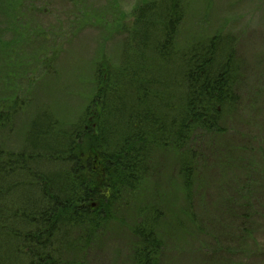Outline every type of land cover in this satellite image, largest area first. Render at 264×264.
<instances>
[{
  "label": "trees",
  "instance_id": "1",
  "mask_svg": "<svg viewBox=\"0 0 264 264\" xmlns=\"http://www.w3.org/2000/svg\"><path fill=\"white\" fill-rule=\"evenodd\" d=\"M187 5L188 0H151L137 6L125 32L121 62L106 73L98 68L95 72L99 104L92 125L85 113L59 129L50 113L42 111L33 119L22 148L9 153L0 148V264H87L83 258L73 262L74 256L62 260L60 254L67 249L86 251L96 235L106 232L114 209L118 215L121 205L125 214L133 210L136 218L128 253L117 263L174 260L176 251L169 250L173 243L167 237L177 221L167 224L177 208L164 210L143 201L142 184L157 151L172 150L179 160L182 193L191 205L200 158L194 144L202 137L225 134L242 79L236 38L230 33L192 38L191 44L178 47L176 36ZM14 105L0 104V125L15 111ZM86 134L93 136L90 155L81 149L88 148ZM241 143L249 147L244 152H264L259 142ZM253 166L245 174L247 183L236 190L240 200L247 193L255 198L257 189L264 192V160ZM230 204V210L222 207L217 213L234 220L227 238L246 245L249 253L247 244L255 243L258 222ZM164 218L166 225L159 230ZM255 249L263 255L264 248ZM225 258L222 264H235Z\"/></svg>",
  "mask_w": 264,
  "mask_h": 264
},
{
  "label": "rangeland",
  "instance_id": "2",
  "mask_svg": "<svg viewBox=\"0 0 264 264\" xmlns=\"http://www.w3.org/2000/svg\"><path fill=\"white\" fill-rule=\"evenodd\" d=\"M147 1L151 0H0V104L13 102L16 108L0 125L1 149L9 153L22 148L33 119L42 111L50 113L59 129L68 128L85 113L88 124L94 123L100 86L95 72L98 68L106 73L121 62L134 10ZM187 6L176 36L178 47L220 32L234 36L242 74L239 98L224 125L225 134L202 137L194 144L200 158L191 205L182 193L179 160L172 150L154 155L140 196L164 210L177 208L167 224L177 221L167 237L173 243L169 250L176 251L171 264H222L225 256L235 264H264V252L260 255L255 249L264 248V192L257 189L256 199L247 193L240 200V190L236 191L247 183L244 177L253 165L264 160V152H244L249 147L241 143L259 142L264 149V0H188ZM86 139L88 148L81 149L90 155L93 136L86 134ZM151 193L154 196L148 199ZM230 203L258 222L255 243L247 244L249 253L246 245L227 238L234 220L219 218L217 213L222 207L230 210ZM119 208L118 215L114 209L106 232L99 233V239L96 235L86 251L67 249L60 259L74 256L76 263L83 258L87 264H120L117 259L128 253L136 214L133 210L125 214L124 205ZM160 225L163 230L165 218Z\"/></svg>",
  "mask_w": 264,
  "mask_h": 264
}]
</instances>
